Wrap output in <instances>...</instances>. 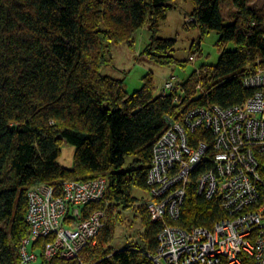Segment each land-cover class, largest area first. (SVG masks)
<instances>
[{
  "label": "trees",
  "instance_id": "trees-1",
  "mask_svg": "<svg viewBox=\"0 0 264 264\" xmlns=\"http://www.w3.org/2000/svg\"><path fill=\"white\" fill-rule=\"evenodd\" d=\"M174 1L0 0V264L20 263V243L30 234L25 214L32 187L102 178L104 199L83 205L81 218L97 210L108 213L110 205L133 209L138 201L132 189L147 190L152 147L168 119L179 122L191 108L207 103L235 106L251 95L242 80L257 61L264 67V11L250 8L247 0H232L236 12L230 24L223 23L220 0H190L194 9L185 30L196 29L200 39L210 31L217 34L220 57L192 72L174 92L155 96L147 74L141 88L128 94L123 79L101 72L111 64L109 47H131L146 24L151 38L141 55L160 66L183 67L185 62L173 56L176 41L157 37ZM229 43L232 51L225 49ZM190 47L200 51L199 43ZM202 137L191 134L190 143ZM63 144L74 147L69 170L57 164ZM208 168V163L199 165L190 177L175 223L182 228L210 229L225 217L218 198L204 200L194 192L197 175ZM105 219L95 245L81 252V263L154 264L147 255L155 252L159 224L147 223L142 245L111 251L99 240ZM48 241L29 247L39 256L37 264H79L43 260Z\"/></svg>",
  "mask_w": 264,
  "mask_h": 264
},
{
  "label": "built area",
  "instance_id": "built-area-1",
  "mask_svg": "<svg viewBox=\"0 0 264 264\" xmlns=\"http://www.w3.org/2000/svg\"><path fill=\"white\" fill-rule=\"evenodd\" d=\"M242 87L251 95L240 104L223 109L207 103L191 108L179 122L168 119L152 147L144 206L149 223L161 227L155 252L147 255L154 264H264V67L258 61ZM176 89L167 81L163 93ZM196 90L206 93L200 86ZM195 133L203 137L192 144ZM204 163L209 168L197 175L194 192L204 200L218 198L225 217L210 229L182 228L175 223L190 177ZM106 188L102 178L32 187L25 214L30 234L20 243L19 264H37L39 256L29 247L42 238L49 240L41 252L46 262L83 264L81 252L95 245L106 214L97 210L82 219L81 207L102 201Z\"/></svg>",
  "mask_w": 264,
  "mask_h": 264
},
{
  "label": "rangeland",
  "instance_id": "rangeland-1",
  "mask_svg": "<svg viewBox=\"0 0 264 264\" xmlns=\"http://www.w3.org/2000/svg\"><path fill=\"white\" fill-rule=\"evenodd\" d=\"M173 5V10L169 11L164 21L160 22L157 37L176 41L173 56L176 60L185 62L183 67L178 65L160 66L141 55L151 38L147 24L135 34L131 47L124 44L109 47L108 57L111 58V64L109 67L103 68L101 72L115 79H123L125 91L128 94L141 88V79L147 74H151L153 78L156 96L163 93V86L167 81L178 85L185 82L189 75L196 72L201 66H211L217 63L220 57L216 45L217 34L210 31L200 39L196 29L185 30L184 23L191 18L190 14L194 9L193 3L190 0H175ZM247 5L252 9L264 11V0H247ZM220 7L223 23L230 24L236 12L232 0H220ZM192 43H199V52L191 50ZM233 48L234 45L231 43L225 47L227 51H232ZM60 153L57 164L69 170L73 167L74 147L63 144ZM131 160L130 157L126 158L124 169ZM147 191L139 188L132 189L131 194L138 201L133 209L123 211L120 207L110 205L108 213L105 211L108 224L106 231L99 239L103 243L104 250L118 251V249L131 245L140 246L145 242L143 234L147 223L150 222L144 206L149 199Z\"/></svg>",
  "mask_w": 264,
  "mask_h": 264
},
{
  "label": "crops",
  "instance_id": "crops-1",
  "mask_svg": "<svg viewBox=\"0 0 264 264\" xmlns=\"http://www.w3.org/2000/svg\"><path fill=\"white\" fill-rule=\"evenodd\" d=\"M110 77V76H109Z\"/></svg>",
  "mask_w": 264,
  "mask_h": 264
}]
</instances>
